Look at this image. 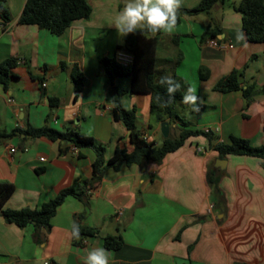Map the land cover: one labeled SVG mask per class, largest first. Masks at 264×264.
<instances>
[{"label":"crops","instance_id":"0c3cea01","mask_svg":"<svg viewBox=\"0 0 264 264\" xmlns=\"http://www.w3.org/2000/svg\"><path fill=\"white\" fill-rule=\"evenodd\" d=\"M0 1L8 13L7 20L0 16V62L16 60L8 87L0 84V131L28 124L71 127L101 144L105 158L116 148L130 151L127 129L111 115L110 88L116 86L125 89L120 103L135 109L141 136L159 144L161 122L149 112L150 94L129 91V75L110 81L97 70L98 60L112 57L124 40L113 23L127 0H86L89 16L72 21L60 35L18 21L26 0ZM199 1L183 0L181 8ZM238 1L223 0L208 13L182 14L173 34H156L154 80L171 76L183 95L189 86L196 88L199 112L182 99L175 104L192 128L211 130L221 141L233 135L259 146L264 145V93L244 106L241 90L214 89L233 69L240 72L241 85H264V42L246 39L241 14L233 8ZM207 26L232 46L207 44L208 37H202ZM74 65L85 77L79 91L71 78ZM49 98L57 99L56 105ZM168 124V132L176 133L175 123ZM207 142L203 135L192 136L159 163L107 168L86 191L88 203L67 196L50 227L38 229V240L33 225L19 227L0 215V264H83L87 252L98 247L111 253L110 264H264V165L253 156L220 157ZM58 148V141L45 137L0 139V182L14 186L5 208H37L75 178L91 176L93 149L68 145L60 153ZM209 170L217 172L215 182L208 181ZM80 213V222L97 234L73 245L71 226ZM106 235H120L122 245L105 248Z\"/></svg>","mask_w":264,"mask_h":264},{"label":"trees","instance_id":"16d2710c","mask_svg":"<svg viewBox=\"0 0 264 264\" xmlns=\"http://www.w3.org/2000/svg\"><path fill=\"white\" fill-rule=\"evenodd\" d=\"M221 2L223 0H200L192 8H181L178 12L177 23L182 14L208 13L216 3ZM233 8L241 14V28L246 39L253 42H264V0H239ZM90 12L91 7L86 0H26L18 21L23 24H36L52 34L60 35L72 21L87 18ZM0 16L3 20L8 19L7 9L1 1ZM202 37H215V31L207 26ZM156 45V36L139 31L124 36V40L121 45L117 46V50L129 52L132 55V62L124 66L116 61L114 55L112 57H102L98 60L97 70L103 69L110 81L116 76L129 75V91L149 93V112L152 117L156 122L166 120L169 123H175L177 132L174 135L168 132V136L163 138L159 144L142 138L135 126V109L124 108L121 105L120 96L125 92V89H119L116 86L110 88L109 99L113 103L111 115L114 120L121 121L127 129L128 140L132 145L130 151H127L124 147L116 148L109 158H105L104 147L101 144L97 143L91 136L84 135L71 127L59 131L49 126L34 127L28 124L25 128L14 127L8 132L0 131V139L22 135L33 138L45 137L51 141H58V151L60 153L66 151L68 145L76 148L89 147L95 153L92 162V173L89 178H75L69 185L60 189L54 197L43 202L37 208H5L4 203L13 192L14 186L8 182H0V215L6 222L14 223L19 227L28 224L33 225L35 229L34 238L38 240V229H48L50 227L52 216L67 196H74L85 204L88 203L86 191L98 184L107 168L117 170L121 163L125 165L138 164L142 161L159 163L167 153L180 148L192 136H205L208 141V148L217 151L220 157L226 155L253 156L261 159V163L264 165V145L253 146L248 139L233 135L229 137L228 141H221L211 130L203 131L192 128L188 121H185L176 113L175 104L183 97L182 88L175 94L171 102H168L169 97L166 94V87L161 86L159 80H154ZM15 65L16 60L13 58H6L0 62V84L4 88L9 85L13 76L12 68ZM239 75L240 72L233 69L217 80L214 89L221 92L241 90L244 106H247L257 92L264 93V85L260 89H257L253 81L241 85ZM200 76L201 78L206 76L202 72V68L200 69ZM71 78L75 83L76 90H81L85 83V77L75 65L72 67ZM48 100L51 106L57 103L55 98H49ZM78 155L80 156L79 153ZM207 177L209 182H215L217 172L209 170ZM82 217V213L73 217V222H76L80 228V238L72 239L73 245H80L83 238L97 234L96 228L80 222ZM122 242L120 235H106L103 237V246L107 249H118Z\"/></svg>","mask_w":264,"mask_h":264},{"label":"clouds","instance_id":"9594fccd","mask_svg":"<svg viewBox=\"0 0 264 264\" xmlns=\"http://www.w3.org/2000/svg\"><path fill=\"white\" fill-rule=\"evenodd\" d=\"M183 6V0H127L122 11L116 16L113 26L120 36L134 34L137 31L155 36L158 33L171 35L175 31L178 12ZM242 40L243 36L237 37ZM161 86L166 87L168 102L180 90L181 84L171 76H162ZM199 97L196 88L189 86L182 97V103L188 105L193 112H199ZM166 106V105H165ZM70 237L80 238V228L73 222ZM111 253L102 247L93 248L83 258V264H110Z\"/></svg>","mask_w":264,"mask_h":264},{"label":"built area","instance_id":"2783aa9c","mask_svg":"<svg viewBox=\"0 0 264 264\" xmlns=\"http://www.w3.org/2000/svg\"><path fill=\"white\" fill-rule=\"evenodd\" d=\"M206 43L211 46L217 47V48H225L226 46L228 47L232 46L231 44L229 45L224 44L222 41H220L216 37L208 38L206 40ZM114 57L119 64L124 65V66H127L132 62V55L129 52H126L124 50H117L114 53ZM44 85L45 83H42V86ZM142 138H145V137L142 136ZM14 150H15L14 147L10 148V151H14ZM39 159L43 160V157H40ZM44 264H50V263L48 261H45Z\"/></svg>","mask_w":264,"mask_h":264},{"label":"water","instance_id":"95a60500","mask_svg":"<svg viewBox=\"0 0 264 264\" xmlns=\"http://www.w3.org/2000/svg\"><path fill=\"white\" fill-rule=\"evenodd\" d=\"M168 130H169V124L167 121H162L160 123V132L163 138L168 136ZM162 142V139L159 141V143Z\"/></svg>","mask_w":264,"mask_h":264},{"label":"rangeland","instance_id":"374dc122","mask_svg":"<svg viewBox=\"0 0 264 264\" xmlns=\"http://www.w3.org/2000/svg\"><path fill=\"white\" fill-rule=\"evenodd\" d=\"M175 133H173L172 135H174Z\"/></svg>","mask_w":264,"mask_h":264}]
</instances>
